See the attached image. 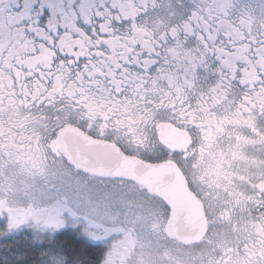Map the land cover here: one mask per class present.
I'll return each mask as SVG.
<instances>
[{
	"label": "flooded vegetation",
	"instance_id": "obj_1",
	"mask_svg": "<svg viewBox=\"0 0 264 264\" xmlns=\"http://www.w3.org/2000/svg\"><path fill=\"white\" fill-rule=\"evenodd\" d=\"M22 84L44 95L62 90L119 118L152 110L139 127L156 147L124 140L114 148L178 167L202 204L204 238L186 245L175 237L171 207L139 183L85 173L50 141L38 143L31 116L50 106L13 107ZM0 85L5 253L39 264L43 246L60 250L67 240L85 250L61 249L68 264H264V0H0ZM178 92L185 102L172 108L165 94ZM73 126L112 144L86 121ZM36 164L70 171L81 186L33 176ZM136 217L130 233L120 230ZM90 222L103 227L86 233Z\"/></svg>",
	"mask_w": 264,
	"mask_h": 264
},
{
	"label": "snow or ice",
	"instance_id": "obj_2",
	"mask_svg": "<svg viewBox=\"0 0 264 264\" xmlns=\"http://www.w3.org/2000/svg\"><path fill=\"white\" fill-rule=\"evenodd\" d=\"M40 63H47L45 49H42ZM7 86L14 87L11 83ZM0 87H2V85H0ZM21 91L24 94L23 99L20 100L19 104H16L13 100V107L18 108L21 105L24 107H35L36 105L33 104V101L39 104L45 100L47 101V105L50 106L48 110L45 108H37L36 114L31 116L33 137H35L38 143L41 140L50 141L53 152L60 153L61 156L68 155L77 167L84 166L94 169L96 154L114 148L124 140H127L130 144L133 142L136 143L137 148L143 144L146 150L156 147L151 140L145 138L144 132L141 131L139 127L141 123H147L148 120L153 118V112L150 109H138V111L143 112V115L132 120L130 118H119L115 111L112 112V116H109L107 115V111H111V109L105 110L106 106L101 105L94 108L91 106V102L89 104H81L74 99L73 94H69L66 97L62 90H57L55 88L52 89L51 92H48L47 95H44L43 92L34 91L29 88L27 84H22ZM44 91L47 90L45 89ZM58 91L59 98L57 97ZM29 96H31V99H29ZM165 99L171 104L172 108H175V102L177 100L181 104L185 102L181 99L179 92L176 96L165 94ZM145 102L153 103L147 100ZM159 107H165L163 101L160 102ZM114 116H117V118L113 119ZM101 119L103 123H101ZM81 120L86 121L89 129L95 127L98 135H111L113 137L112 144L99 143L86 135L79 127L73 126L78 124ZM36 129H39V131ZM48 146L47 143L40 145L37 149L38 155H42ZM29 171L31 172V170ZM31 174L33 176L38 174L46 182L51 178V180H59L61 185L81 186L79 179L75 178L70 171L58 173L47 165L41 166L40 164H36V171ZM53 186L55 187V185ZM42 195H46V193L42 192ZM64 203H66V201ZM169 203H171V201H169ZM76 206L79 207V202H76ZM129 207L131 209V206ZM140 210L147 211L146 209ZM129 215H135V210H130ZM73 218L74 220L76 219L75 214ZM140 219V217H136L135 220L129 219L128 223H131L133 228H121L120 230L130 233ZM115 222L116 221H114V223ZM73 226H75V224ZM101 227H103L102 223L90 222L86 229V233L92 228L99 229ZM43 258L44 264H68L66 257L60 260L57 259L55 255L49 256L48 253H44Z\"/></svg>",
	"mask_w": 264,
	"mask_h": 264
},
{
	"label": "water",
	"instance_id": "obj_3",
	"mask_svg": "<svg viewBox=\"0 0 264 264\" xmlns=\"http://www.w3.org/2000/svg\"><path fill=\"white\" fill-rule=\"evenodd\" d=\"M94 164V169L84 166L78 168L102 179L124 178L137 182L169 205L173 211V235L184 244L199 243L206 235L207 223L202 204L189 189L178 167L135 160L116 148L96 154ZM49 212H54L57 218L60 210L54 205Z\"/></svg>",
	"mask_w": 264,
	"mask_h": 264
},
{
	"label": "rangeland",
	"instance_id": "obj_4",
	"mask_svg": "<svg viewBox=\"0 0 264 264\" xmlns=\"http://www.w3.org/2000/svg\"><path fill=\"white\" fill-rule=\"evenodd\" d=\"M118 182H124V181H118ZM61 249H62L61 246H60V250L58 249L57 244L50 245V246H43L39 264H44V258H43L44 253H48L49 256L55 255L57 259L63 260L64 253L61 252ZM0 250H2L0 251V264H33V262L30 260L34 259V255L19 254L18 251L16 253L7 254L4 252L3 248H0ZM147 251H149L150 253V252H153L154 250L149 249V250H146V252ZM149 262L153 263L152 261H149Z\"/></svg>",
	"mask_w": 264,
	"mask_h": 264
},
{
	"label": "trees",
	"instance_id": "obj_5",
	"mask_svg": "<svg viewBox=\"0 0 264 264\" xmlns=\"http://www.w3.org/2000/svg\"><path fill=\"white\" fill-rule=\"evenodd\" d=\"M60 242L61 244H59V248L61 246L65 253L74 254V255H77V254L83 255V253L85 252V250L83 248H80L79 245L73 246L72 243L70 244L66 243L68 242L67 240L66 242H64V240L63 241L60 240Z\"/></svg>",
	"mask_w": 264,
	"mask_h": 264
}]
</instances>
